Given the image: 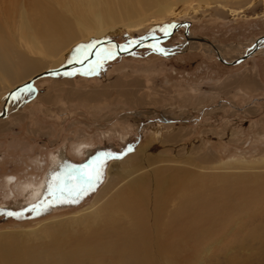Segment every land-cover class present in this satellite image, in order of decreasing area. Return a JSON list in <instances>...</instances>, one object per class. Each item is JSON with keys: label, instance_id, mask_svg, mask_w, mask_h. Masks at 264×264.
Segmentation results:
<instances>
[{"label": "rangeland", "instance_id": "374dc122", "mask_svg": "<svg viewBox=\"0 0 264 264\" xmlns=\"http://www.w3.org/2000/svg\"><path fill=\"white\" fill-rule=\"evenodd\" d=\"M21 1L9 0L15 10L0 11V52L17 70L15 79L0 82V113L8 89L50 68L48 59L14 37ZM172 1L171 13L147 8L144 19L133 14L143 19H135L136 27L120 20L116 31L78 39L62 52L64 66L89 57L99 42L115 40L130 49L179 25L159 43L170 55L148 45L119 54L110 44L100 48L97 59L44 75L11 97L8 115L0 118V233L28 232L50 220L68 224L113 177L117 182L143 179L133 197L123 195L128 198L124 211L115 207L120 214L89 232L77 227L62 239L25 246L20 251L30 261L21 264H130L134 246L126 241L138 240L137 233L145 235L149 247L138 264H147L148 257L151 264H264V50L227 65L216 55L182 48L189 28L192 37L222 47L228 61L243 56L264 36V0L251 5L223 0L224 6L210 5L211 0ZM27 4L29 11H39L53 2ZM34 60L38 65L32 67ZM61 150L71 168L39 199L26 202L29 186L43 181L52 156ZM95 164L97 176L80 201L58 202ZM155 178L169 182L170 193L162 199L157 195L163 184H154ZM187 178H193L191 184ZM110 223L119 224L127 237ZM5 248L0 261L20 252Z\"/></svg>", "mask_w": 264, "mask_h": 264}, {"label": "bare ground", "instance_id": "6f19581e", "mask_svg": "<svg viewBox=\"0 0 264 264\" xmlns=\"http://www.w3.org/2000/svg\"><path fill=\"white\" fill-rule=\"evenodd\" d=\"M33 1H34V5L37 3L38 4L40 3V0H33ZM48 1H52L53 5L50 6L51 5L50 4L48 7L40 5L42 7H40L39 11H36L35 9H33L32 11H29L30 8L27 6L28 5L27 0H25L24 2L21 1L22 2V4H20L21 17L19 20V26H18V29L14 28L15 30L13 32H14L15 39L16 40L18 39L17 42L19 41V43H20V40H21L24 43V46L27 45V48L32 50V52L38 53L39 55H42L44 57V59H48V62H49L48 64L50 65L49 67L55 68V69H51V70H56V69L63 67V62L65 60V54L62 52L67 51L69 44L77 41L78 39H81V38L82 39L83 38L88 39L89 35L90 36L93 35L94 37L96 36L97 38H101V36H105L104 34H107L111 31H116V29H117L116 22H118L120 20L127 21L128 22L127 25L130 28L136 27L137 24L135 22L136 21L135 19L143 20L145 17V14L143 12H145V9H146V11L149 10L147 8H154L160 14H167V13H171L173 11V5H172L173 1L172 0H48ZM199 1H201L202 3L203 2L209 3V0H199ZM221 1L222 2H218V0H216V1L211 0L210 5L215 4V6H217L216 3L217 4L219 3L218 5L224 6L223 0H221ZM253 2H255V0H253V1L249 0L250 5L254 4ZM8 3H9V0H0V11H4V12L7 11V13H9L11 10H13V9L15 10V8L12 6L8 7ZM14 3H15V1H14ZM17 6H18V4H17ZM7 7H8V9H7ZM31 9H32V7H31ZM235 11H232V12H235ZM12 13H15V12H12ZM142 13L144 14V16ZM42 14L45 16V18H43V19L41 18ZM133 14H135V16L142 15L143 19L136 18ZM188 24L190 25V22L185 23V26H189ZM188 30H189V28H188ZM188 30H187V35L185 37V38H188V40H186V43L184 45H182V48L187 49V50H200V51H202L206 54H210L212 56L216 55V57L218 59H219V57H221V58L225 59L226 61H228L227 59H229V58L227 57L225 50L222 47L216 46L215 44H212L206 40L200 39L199 37H192L189 34L190 30L189 31ZM155 37H157V36H151L149 38L144 39V40L150 39L147 43L145 42V45L152 46L158 52H161L165 55H170L169 52H166L167 49L165 47H162L159 44L161 40L152 39ZM144 40H142V41H144ZM257 40H259L258 41V44H259L258 49L264 50V48H263L264 47V37L257 39ZM1 41H2V38H1ZM110 44L115 45L116 43L114 41H110V40L104 41L101 43L100 42L97 43L96 49L90 53L89 57H85V58L83 57L82 59H80L78 61H83L84 59H87V58L90 61H92L93 59H97L96 55H97L98 51L100 50V48L107 46V45H110ZM115 46L117 48V45H115ZM120 48L122 50H125L124 46L121 44H120ZM253 48H254V46L252 47V49L250 51H252ZM56 52H58V54L54 55V53H56ZM172 52H175V51H171V53ZM253 55H251V56H253ZM7 59H8V56L6 54L0 52V82H6L7 80H13L17 76V70H16L15 66L11 65ZM232 61H234V60H231L229 62H232ZM32 65H33L32 67L38 65V61L34 60ZM64 66H65V64H64ZM50 68L48 70H50ZM44 71L36 73L32 77L31 76L30 77L33 78L34 76H36V75H38ZM51 74H54V73H51ZM30 77L28 80L25 79L23 82L19 83L16 86H19V85L29 81L31 79ZM32 83H30L29 85H26L25 88L31 86ZM13 85H11V86H13ZM16 86L8 89V93L10 90H13ZM11 97H10L8 102H6V100H5V102L3 104L2 110L4 108L7 109L6 115H8V113H9ZM0 118H3V117H0ZM71 166H72V162H70L66 158V151L65 150H61L60 152L54 154L52 156V165H51L50 169L48 170L47 174H45L43 181L37 186L36 185L29 186V188L27 189V192L29 193L30 197H26L27 199L25 201L26 202H33V201H36V199H39V197L41 195H44L48 190H50V188H52L57 183L58 178H59V180L63 179V177L65 176V174L67 173L69 168H71ZM96 168H98V164H95L94 166H92L89 169V171H87L86 173L77 176L75 183H73L72 186L68 189V191L65 194L61 195V197H59V199L57 201L58 202H64V204H65V202L69 203V202H76L77 200L80 201L79 199L84 195V193L86 192L88 187L93 184L92 182L95 179V177L97 176ZM161 169H162V167H161ZM152 170H153V168H152ZM159 170H160V167L157 169L158 177H159V173H160ZM153 176L156 177V173H154ZM216 176H219V175H216ZM12 178L15 179V177H12ZM169 178H171V177H169ZM127 179H128V177L125 180H127ZM192 179L187 178L186 181L188 182V181H191ZM111 180L112 181L109 182V184H107L106 188H104L101 192L98 191L99 194L97 197H95L96 200L93 202V204L86 207L84 210L80 211L79 213L71 216L69 218V221H67L68 224L63 219L62 220H54L53 222L50 220L51 223L48 222L44 225L41 224L39 227H37L35 229H30L28 232H23V231H21L19 233H11L10 232L8 235L0 233V244H1L0 246H1L2 250L4 247H6L8 250V247L15 246L20 251L25 246L34 244V242H35V244H39V243H36L37 241H42V240L53 241L55 239L59 240V239L63 238L61 236L68 234V232H70L72 230H73V232L76 231L77 227H81L83 230L89 232L92 229L97 228L100 224H103L104 222L109 221L108 220L109 218L115 217V215L117 216V214H118L117 212H119L121 209L122 210L125 209L123 204L126 203L128 200V198H124L123 195L126 194L127 197H129V199L131 197H133V194L137 193L138 190H140L138 183L140 180L143 181V179L139 178V179L129 180L126 182H125V180H122L121 182H117L118 179L113 177V179H111ZM177 180L178 179H176V183L180 182ZM183 180L181 179V181H183ZM157 181L158 180L156 179V181H154V184ZM168 181H171V179ZM184 183L185 182L183 181V184ZM156 184L157 185L163 184L161 186V189H160V192L158 193V195L156 194L161 199L163 198L164 192L170 193V192H168L169 182L158 181ZM188 184H191V183L188 182ZM190 186H192V185H190ZM110 191H111V193H109ZM130 194H132V196H129ZM185 194H187V192H185V191L180 193L178 198H183ZM109 195H112L113 197L111 199H108ZM174 197H170L171 200H173ZM126 204H128V203H126ZM150 206H151V204H150ZM162 206H165V205H162ZM174 206L178 207L177 202L174 203ZM115 207H118L117 209L119 211H116L117 209H115ZM114 209H115V211H114ZM76 212H78V211H76ZM122 213H124V215L127 216L126 212H122ZM119 214H120V212H119ZM112 225L113 224H111L110 226H112ZM108 226L109 225H107V227ZM113 226H114L113 230L117 231L119 236H123L124 239L127 237L124 234V232L122 230H120L121 226H119V224L114 223ZM154 229L156 230V232H158L157 228H154ZM104 230L105 229H103L102 231H104ZM183 230H185V229H183ZM137 234H138V240L139 241L135 237H131V236H130V239L128 241H126L127 243H130L134 246L132 248V251L135 252V255H134V258L131 260L130 264H138L140 257L142 255L147 256L149 254V247H148L147 243L145 242L146 241L145 235H143L141 233H137ZM189 234H191V233H189ZM192 234H194V233H192ZM195 235L197 236V234H195ZM15 237H16V239H14ZM178 237H180V236H178ZM158 239L162 240V235L160 237H158ZM160 240H158V241L156 240L158 248H159V244L161 242ZM47 242H49V241H47ZM45 243H43V244H45ZM74 245H76V244H74ZM48 246L52 247L51 245H48ZM142 247L144 248L145 251L141 250ZM44 248H46V247H44ZM13 249H14V247H13ZM2 250H0V252ZM23 250H21V251H23ZM28 250L30 252V249H28ZM41 250H42V248H41ZM10 251L11 250H9V252ZM21 251L17 252V253H15L16 252L15 251L14 252L15 254L14 253H11V254L7 253V255L8 254L9 255L8 256L5 255L6 257L1 259L0 263L2 262V264H21V263L26 261L25 260L26 258H27V261H30L29 255H27V257H26V255H25L26 253L23 254V253H21ZM31 251H33V249ZM25 252H26V250H25ZM86 255H87V253H86ZM0 256H2V255H0ZM85 258H86V256H85ZM151 259L149 257L147 258V260H149L147 264H151V261H153ZM197 260H199V258ZM101 263H102V261H101ZM166 263L172 264V262L170 260H167ZM30 264H32V262ZM36 264H37V262H36Z\"/></svg>", "mask_w": 264, "mask_h": 264}, {"label": "water", "instance_id": "95a60500", "mask_svg": "<svg viewBox=\"0 0 264 264\" xmlns=\"http://www.w3.org/2000/svg\"><path fill=\"white\" fill-rule=\"evenodd\" d=\"M178 26H179V25H176V26H175V27H174L169 33L164 34V35L157 36V37L152 38V39L163 40V39H166V38H170V37L175 33V30H176V28H177ZM263 37H264V36H263ZM260 38H262V37H260ZM260 38H259V39H260ZM200 39L206 40V41H208V42H210V43L213 44L212 41H210V40H208V39H206V38H200ZM149 40H150V39H148V40H144V41H141V42H139L137 45H135L134 47H132V48H130V49H125V50H122V49L120 48V44H119L118 42H116L115 40H110V41H114V42L116 43L117 48H118L117 50H118V53H119V54H126V53H130V52H134V51H136V50L139 49L140 47L144 46V45H145V42L147 43ZM258 41H259V40H257V41L255 42V44H254V48H253L252 51H250V52L244 54L243 56H241V57L238 58V59H235V60L232 61V62L226 61L225 59H223V58H221V57H219V60H220L221 62H223L224 64H227V65H235V64L239 63L240 61H243V60L249 58L251 55H253V54L258 50V45H259V44H258ZM89 61H90V60L87 58V59H84L83 61H76V62H73V63L67 64V65H65V66H63V67H61V68H59V69H56V70H47V71H44V72H42V73H40V74L34 76L33 78H31L29 81H27V82H25V83H23V84H21V85H19V86H16L13 90H11V91L8 93V95H7L6 102L9 101L10 97H11L15 92H17V91L23 89L26 85H29L30 83H32L33 81H35L36 79H38V78L41 77V76H44V75H47V74H51V73H57V72H61V71L70 70V69H72V68H77V67H80V66L84 65L86 62H89ZM6 111H7V109L4 108L3 111H2V113L0 114V117H4V116L6 115Z\"/></svg>", "mask_w": 264, "mask_h": 264}, {"label": "snow or ice", "instance_id": "6c2138e0", "mask_svg": "<svg viewBox=\"0 0 264 264\" xmlns=\"http://www.w3.org/2000/svg\"><path fill=\"white\" fill-rule=\"evenodd\" d=\"M85 168H87V166H85Z\"/></svg>", "mask_w": 264, "mask_h": 264}]
</instances>
